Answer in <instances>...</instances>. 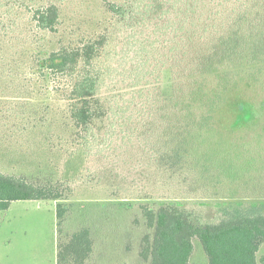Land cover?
<instances>
[{
    "label": "rangeland",
    "instance_id": "374dc122",
    "mask_svg": "<svg viewBox=\"0 0 264 264\" xmlns=\"http://www.w3.org/2000/svg\"><path fill=\"white\" fill-rule=\"evenodd\" d=\"M45 1L0 0V26L8 30L0 37V171L53 184L82 174L69 183L71 191L66 189L65 202L75 205L62 224L61 238L81 227L91 228L96 245L89 264H143L138 257L145 232L140 203L179 201L203 221H216L226 206L264 199V65L238 60L200 75V67L193 64L206 40L191 45L179 36L174 53L179 66L171 67V59L158 63L166 43L153 34V14L146 25L128 31L109 26L112 15L106 1L122 0H58V32L44 33L34 27L22 2ZM219 1L195 3L205 17L208 11L203 7ZM235 4L222 1V16L214 21L218 34L235 15ZM106 28L111 50L101 61L109 68L99 88L105 113L94 121L95 139L90 143L68 117L63 81L47 71L40 74L32 55ZM140 40L153 43L142 71ZM139 88L144 94L137 93ZM221 88L226 89L214 96ZM212 100L216 105L208 106ZM235 100L251 110L247 121L234 124L230 104ZM209 107L214 109L207 111ZM29 121L34 129L27 126ZM57 133L62 140L58 144H67L51 147ZM174 134L185 136L187 142L175 144ZM82 143L91 145L89 155L79 151L70 156L71 147ZM172 147L187 152L179 161L165 162L160 153ZM58 202L18 200L0 210V264H56ZM193 245L190 261L207 264L199 240L193 239ZM257 257H264V243Z\"/></svg>",
    "mask_w": 264,
    "mask_h": 264
},
{
    "label": "trees",
    "instance_id": "16d2710c",
    "mask_svg": "<svg viewBox=\"0 0 264 264\" xmlns=\"http://www.w3.org/2000/svg\"><path fill=\"white\" fill-rule=\"evenodd\" d=\"M222 1L213 6L203 7L204 11H208L205 17L199 13L200 5L196 4L195 0L106 1V9L112 15L109 26H121L126 31L135 26L146 25L153 14L158 22L154 24L153 34L159 37L161 42L166 43L164 51L158 56V63L166 64L167 60L171 59L174 62L170 64L171 67L179 66L176 63L180 61L174 56L180 45L176 40L179 36L186 44L191 45L198 40H206L193 64L200 67V75L214 73L220 68L225 69L230 62L238 60L247 65L261 67L264 65V0H232V3L235 2L237 5L231 7V12L235 15L228 19L225 31L218 34L214 21L222 16ZM22 5L31 14L30 19L37 30L50 34L58 32L61 22L58 0H48L39 4L22 2ZM218 5L221 7H217ZM247 24L249 28L245 29ZM209 30H212V33H209ZM6 32H8L6 26L1 25L0 37ZM211 34L215 35L209 38ZM127 41L133 44L129 39ZM110 42L111 34L106 28V31L96 35L85 34L72 42L60 43L56 49L32 55L34 56L32 65L37 66L36 70L40 74L44 75L47 71L63 81L65 88L63 97L68 117L78 128L79 133L83 131L82 139H89V142L95 139L92 133L94 121L101 119L105 113L99 88L104 81L105 68L109 67L104 66L101 59L111 50ZM138 44L137 53L140 56L139 66L142 71L147 64V54L153 43L140 40ZM184 55L187 56L188 53ZM177 69L174 70V75H177ZM179 86H175V90ZM143 87L148 88V84H144ZM142 89L139 88L137 93L144 94ZM225 89H216L213 95L218 96ZM214 105H216L214 100L208 104ZM213 109L209 107L207 111ZM221 109L222 106L219 110ZM230 109L235 113L234 124L236 121H247L250 118L251 110L241 100L231 103ZM147 111H150V108L147 107ZM40 120L38 121H44ZM27 126L34 129L35 125L29 121ZM57 134V143L50 144L51 147L67 144H58L62 140L61 135ZM54 139L55 137L52 140ZM173 141L175 144L183 145L187 138L174 134ZM89 145L82 143L81 146H72L69 155L76 157L79 151L89 155L91 146ZM95 148L98 150L99 147ZM186 152L184 147L181 149L172 147L160 155L165 162L171 159L179 161L180 156ZM84 171L88 169L85 168ZM81 175L76 174L72 179L53 184L49 180L40 183L17 174L0 171V210L8 209L13 201L18 200L60 201L56 204L55 211L58 234L56 264H89V258L94 255L96 235L91 228L81 227L67 238H61L62 224L69 209L75 205L65 202L66 189L71 191L69 183L73 184ZM66 185L69 187L65 188ZM231 205L222 208L216 221H203L199 214L186 208L179 201H160L157 205L140 203L139 208L145 227L138 245L140 261L143 264H193L190 256L194 249L193 239H197L208 257L207 264H264V257H257L260 245L264 243V199L246 203L235 202Z\"/></svg>",
    "mask_w": 264,
    "mask_h": 264
}]
</instances>
